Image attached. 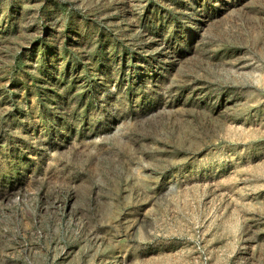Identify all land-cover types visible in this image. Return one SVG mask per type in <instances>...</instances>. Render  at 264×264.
Segmentation results:
<instances>
[{"label":"rangeland","instance_id":"374dc122","mask_svg":"<svg viewBox=\"0 0 264 264\" xmlns=\"http://www.w3.org/2000/svg\"><path fill=\"white\" fill-rule=\"evenodd\" d=\"M0 264H264V0H0Z\"/></svg>","mask_w":264,"mask_h":264}]
</instances>
